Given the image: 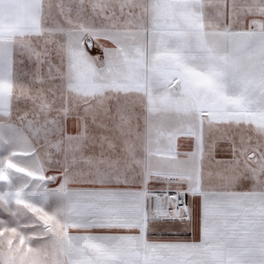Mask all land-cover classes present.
<instances>
[{
  "label": "snow or ice",
  "instance_id": "1",
  "mask_svg": "<svg viewBox=\"0 0 264 264\" xmlns=\"http://www.w3.org/2000/svg\"><path fill=\"white\" fill-rule=\"evenodd\" d=\"M0 182V264H264V0H0Z\"/></svg>",
  "mask_w": 264,
  "mask_h": 264
},
{
  "label": "crops",
  "instance_id": "2",
  "mask_svg": "<svg viewBox=\"0 0 264 264\" xmlns=\"http://www.w3.org/2000/svg\"><path fill=\"white\" fill-rule=\"evenodd\" d=\"M237 27H240V25H237ZM102 43H105V44H107V46L112 47V45L110 43H108L107 41H102ZM91 55L99 56L101 59H103V54H102V52H101V50H100L98 45H97V47L94 50L91 51ZM13 121H17L16 123L19 126L21 125L22 127H24V125H22L20 123V121L15 119L14 117H13ZM141 125H142L141 130L143 131V120H141ZM175 145H176V151L178 153H180V155L178 156V159H187V156L184 155V154L185 153H190V152L195 150L194 141L191 138H186L184 136L178 137L177 140L175 141ZM36 147H37V150H39L41 145L40 144H36ZM213 155H214V160H212L211 162L205 160V162H204V167H205V171L206 172L208 170H211L213 172L215 171L216 161L230 159V154L227 152L226 149L217 151ZM52 173L54 175L56 174L54 172H52ZM155 186H156L157 191H159L160 188L162 187V184L161 183H156ZM131 187H132V190H139V188L137 186H131ZM211 187L213 189H219L220 188L219 182L214 179L212 181V183H211ZM248 187H251V182L250 181L248 182ZM192 199L193 198L191 196H188L187 203L191 204Z\"/></svg>",
  "mask_w": 264,
  "mask_h": 264
},
{
  "label": "rangeland",
  "instance_id": "3",
  "mask_svg": "<svg viewBox=\"0 0 264 264\" xmlns=\"http://www.w3.org/2000/svg\"><path fill=\"white\" fill-rule=\"evenodd\" d=\"M14 118H15V114H14V116H13ZM14 123H16L17 121H13ZM17 124V123H16ZM18 125V124H17ZM19 126V125H18ZM21 126V125H20ZM22 127V126H21ZM37 144H39V143H37ZM37 148V147H36ZM48 175H54L52 172H48ZM3 186H4V182H0V190H3ZM52 187H55L56 186V184L54 183V184H52L51 185Z\"/></svg>",
  "mask_w": 264,
  "mask_h": 264
},
{
  "label": "built area",
  "instance_id": "4",
  "mask_svg": "<svg viewBox=\"0 0 264 264\" xmlns=\"http://www.w3.org/2000/svg\"><path fill=\"white\" fill-rule=\"evenodd\" d=\"M187 201H188V197H187ZM187 201H186V202H187Z\"/></svg>",
  "mask_w": 264,
  "mask_h": 264
}]
</instances>
